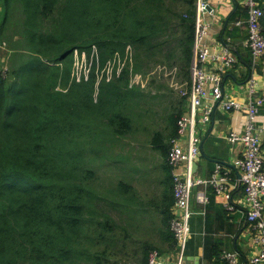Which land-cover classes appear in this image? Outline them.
Instances as JSON below:
<instances>
[{"label":"trees","instance_id":"1","mask_svg":"<svg viewBox=\"0 0 264 264\" xmlns=\"http://www.w3.org/2000/svg\"><path fill=\"white\" fill-rule=\"evenodd\" d=\"M235 5L218 37L244 65V81L251 65L242 45L247 7ZM257 5L264 35V0ZM0 7V37L12 49L8 65L0 67V264H125L128 243L141 239L144 222L158 220L157 237L140 240L130 264H147L152 249L177 256L166 158L186 97L166 117L165 132L150 138L165 172L154 189L131 181L138 171L124 141L145 97L130 84L132 72L166 62L190 83L196 0H0ZM93 46L88 78L75 81L73 50L90 57ZM117 56L125 60L120 72L114 65L109 80L104 74L98 80L96 68ZM211 190L206 224L210 209L233 222L223 204L212 207ZM221 246L205 236L202 259L226 263Z\"/></svg>","mask_w":264,"mask_h":264},{"label":"built area","instance_id":"2","mask_svg":"<svg viewBox=\"0 0 264 264\" xmlns=\"http://www.w3.org/2000/svg\"><path fill=\"white\" fill-rule=\"evenodd\" d=\"M243 6L247 7L245 44L251 53L250 67L253 70L252 75L246 81V101L228 98L223 93V75L237 61V57L226 44H223L222 48H213L207 43L210 25L204 19L207 12L204 0H196L189 87H185L184 84L173 85L188 100L186 111L176 120V134L170 140L171 146L166 158L171 170L174 198L170 229L177 240L179 249L175 264L184 262L183 253L190 234L189 220L194 213L191 209L192 200L199 206L198 213L205 214L209 200L207 189L210 188L214 193L222 196L226 210H234L231 196L233 186H231L229 175L221 171L220 165L217 164L208 177H201L192 170V163L196 162L200 153L201 139L198 127L209 121L217 107L227 111L241 110L246 116L242 130L240 132L230 131L226 137L230 142L238 141L242 145V156L234 160V165L240 172L238 180L243 188L244 199L248 203L244 213L245 218L255 231L259 244L258 251L249 259V262L264 264V149L262 146L264 116L259 114V107L264 102V81L255 73L258 64L264 65V35L260 24L263 11L258 7L257 0H244ZM236 24L240 25L242 22L237 21ZM95 49L93 46L90 57L78 49H74L72 53L77 58L87 57L92 62L95 58ZM117 61L124 62L125 60L117 56L107 62L101 69L103 73L100 76L96 74L100 71L96 68L95 74L98 80L103 74L107 80L113 76V68L108 67L111 64L113 67L117 65L115 73L118 74L124 63L119 64ZM169 69H174L176 73V67ZM89 72L86 74L85 71L83 76L77 78L72 69L71 76L75 81H79L87 79ZM135 74L137 73L130 76L131 85H136L131 81V77ZM208 94L211 96V102H205ZM221 257L230 264H240L234 252L223 251ZM147 264H165V261L158 250L152 249L148 253Z\"/></svg>","mask_w":264,"mask_h":264},{"label":"crops","instance_id":"3","mask_svg":"<svg viewBox=\"0 0 264 264\" xmlns=\"http://www.w3.org/2000/svg\"><path fill=\"white\" fill-rule=\"evenodd\" d=\"M204 1L209 7H211V10L207 11L204 15L205 21L209 22L210 25L207 35V43L210 47L222 48L224 43L218 36L223 28V24L227 17L235 10V3H239L243 6L244 0ZM242 45L246 47L245 41L242 42ZM227 46L235 54L233 49L230 48L229 45ZM235 56L237 57V54H235ZM244 69V65L236 61L235 66L228 69V72L226 71L224 73L222 88L226 97L235 98L239 101H246L247 79L244 81H240L239 79ZM255 73L256 75H259V78L262 81H264V65L258 64ZM260 92L262 93V91ZM205 102H211L210 94L205 98ZM245 119V113L241 110L227 111L217 107L211 114L209 121L205 124H200L198 127L200 139H203V155L200 150V153L196 158L197 168L195 173L201 177H208L218 164L221 167V171L229 175L231 186H233L231 196L233 201L232 206L234 207V210L229 212H233L235 218L233 222L231 219L226 220V218H220L215 210L210 209L207 225L205 214L198 213L199 206L192 200L191 209L194 213L189 220L190 234L183 253L187 262L185 264H207L206 261L202 259L203 241L205 236H213L221 240V251L236 253L240 264H251L249 259L259 249V244L256 240V233L250 227L245 218L244 213L248 203L244 199L243 188L238 180L240 172L237 166L234 165V160L242 156V145L238 141L232 143L226 137L230 131L235 130L240 132ZM262 146L264 149L263 142ZM238 191H241L242 193ZM213 194V201L211 203L212 207L221 208L222 204L224 205V199L221 195L216 193ZM153 222L147 221L143 223V229L138 233L141 237L140 240L152 241L157 237L156 227L159 226V220L157 223L155 221ZM151 227L155 228V230ZM140 240L136 243H128L123 263L130 264L132 262L131 253L133 251H138L137 247ZM161 256L164 259L165 264H175L178 254L177 256L165 254H162ZM169 256L173 257V259ZM221 264L230 263L226 262Z\"/></svg>","mask_w":264,"mask_h":264},{"label":"rangeland","instance_id":"4","mask_svg":"<svg viewBox=\"0 0 264 264\" xmlns=\"http://www.w3.org/2000/svg\"><path fill=\"white\" fill-rule=\"evenodd\" d=\"M3 11L0 7V20L2 18ZM8 40L0 37V67L5 69L8 65L10 54L12 49H9ZM72 59V69L75 77L83 76L91 69V60L87 57L77 58L71 55ZM117 63L122 64L124 62L117 61ZM109 69L113 68V64L108 66ZM258 65L255 69H257ZM166 62L164 63H154L150 64V67L145 73L132 72L135 74L131 77L132 84L138 85L144 92V104L140 108L137 107V120L132 122V130L127 134L124 142L128 141L129 152L131 161L136 164L134 165V170L138 171L133 177L135 186L139 189L152 188L158 186V182L155 179L159 178L160 175H164L165 172L162 170V159L159 153L155 150H151L148 147L150 138L155 132L159 131L165 132V127L167 125L166 117L173 111L172 109L177 108V104L183 97L180 92H178L174 84H184L185 87H189L187 81L182 80L181 76L178 75L177 68L176 73L174 69H169ZM179 68V67H178ZM248 78L252 75L253 70L249 66ZM103 73L100 70L96 74L99 76ZM152 80V82H151ZM246 80V81H247ZM184 82H187L186 84ZM146 88V89H144ZM186 97V96H185ZM187 99V98H186ZM141 114L140 116L138 115ZM158 137V135L156 136ZM116 152L121 151V146L116 148ZM148 169V173L146 170ZM102 172L108 174L105 168H102ZM142 177V178H141ZM106 183L109 182L108 179L105 180Z\"/></svg>","mask_w":264,"mask_h":264},{"label":"water","instance_id":"5","mask_svg":"<svg viewBox=\"0 0 264 264\" xmlns=\"http://www.w3.org/2000/svg\"><path fill=\"white\" fill-rule=\"evenodd\" d=\"M206 9H207V11H210V10H211V7H209V5L206 4ZM202 143H203V139L200 141V144H199V147H200L201 153H202V155H203V152H202ZM196 168H197V163H196V162H193V163H192V170L195 171ZM183 260H184L183 264L187 263V262H186V257H185V256H184Z\"/></svg>","mask_w":264,"mask_h":264}]
</instances>
